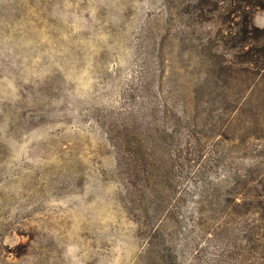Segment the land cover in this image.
Returning <instances> with one entry per match:
<instances>
[{"label": "rangeland", "instance_id": "obj_1", "mask_svg": "<svg viewBox=\"0 0 264 264\" xmlns=\"http://www.w3.org/2000/svg\"><path fill=\"white\" fill-rule=\"evenodd\" d=\"M256 1L0 0V264H264Z\"/></svg>", "mask_w": 264, "mask_h": 264}, {"label": "trees", "instance_id": "obj_2", "mask_svg": "<svg viewBox=\"0 0 264 264\" xmlns=\"http://www.w3.org/2000/svg\"><path fill=\"white\" fill-rule=\"evenodd\" d=\"M258 1L256 0H248V6L250 7H257L258 5ZM243 21L242 24L244 26H242L241 28V42L243 43L244 41L248 40V39H258V42L260 41L261 43H263L262 45H264V28H259L257 26H253L252 29L249 28V17L243 15ZM252 21L250 20V23ZM253 23V22H252ZM258 32H260V34H258ZM133 133H135L133 131ZM129 150L128 155H125L124 152L119 153V159H118V165L120 168H125L129 173V179H128V187L130 189V191L135 192L138 189V183L139 180H141L140 178V172H139V162L137 164V156H139V146L135 147L133 146ZM131 153V154H130Z\"/></svg>", "mask_w": 264, "mask_h": 264}]
</instances>
